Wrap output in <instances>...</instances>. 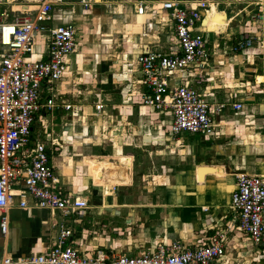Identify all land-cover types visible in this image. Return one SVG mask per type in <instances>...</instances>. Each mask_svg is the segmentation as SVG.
Listing matches in <instances>:
<instances>
[{"label":"crops","instance_id":"obj_1","mask_svg":"<svg viewBox=\"0 0 264 264\" xmlns=\"http://www.w3.org/2000/svg\"><path fill=\"white\" fill-rule=\"evenodd\" d=\"M42 1L0 0V7L12 19ZM93 1L91 8L77 0L54 5L51 25L73 23L78 32L57 88L71 107L41 114L34 128L35 136L59 144L52 161L63 188L89 203L65 222L72 244L133 254L178 240L196 245L233 227L219 264H264L261 248L236 228L231 205L241 175L264 173V30L255 31L262 24L250 17L264 0H213L195 29L211 48L209 68L169 76L170 87L192 85L204 94L211 134L173 133V112L145 103L138 63L147 50L180 51L172 11L162 4L184 8L198 0ZM246 37H255L252 45L237 49ZM46 57L41 34L32 58ZM18 202L9 232L0 228V264L9 254H44L64 220Z\"/></svg>","mask_w":264,"mask_h":264},{"label":"built area","instance_id":"obj_2","mask_svg":"<svg viewBox=\"0 0 264 264\" xmlns=\"http://www.w3.org/2000/svg\"><path fill=\"white\" fill-rule=\"evenodd\" d=\"M77 1L86 8L94 2ZM212 1L198 0L184 8L174 1L164 2L162 8L171 10L176 22L180 51L147 50L138 58L146 88L145 103L173 112L171 129L175 134H211L214 130L211 105L204 94L192 85L172 88L169 84L174 71L209 68L211 48L195 29L202 22V10ZM64 2L43 0L33 12H21L12 19L11 13L0 7V46L5 49L0 60V228L3 235L9 232L10 209L16 198L20 208L45 209L64 218L57 223L55 240L44 254L19 258L9 254L1 264H219L233 227L196 245L178 240L133 254L107 248L84 252L72 244V231L65 222L87 209L89 203L63 188L52 161L59 144L35 136L34 129L41 114L71 107L58 98L57 88L64 79L68 58L77 48L78 32L73 23H50L54 5ZM41 34L47 36V57L35 60V41ZM254 38L246 37L239 48L252 45ZM231 205L238 214L236 228L261 248L264 259V173L241 175Z\"/></svg>","mask_w":264,"mask_h":264},{"label":"rangeland","instance_id":"obj_3","mask_svg":"<svg viewBox=\"0 0 264 264\" xmlns=\"http://www.w3.org/2000/svg\"><path fill=\"white\" fill-rule=\"evenodd\" d=\"M250 17H255L262 25L261 26H258V24L255 25V31H262V29L264 30V8L262 9V11H260L259 8L255 7L254 8V11H252V16ZM264 32V31H263ZM263 41V40H261ZM246 47H249V46H243L242 48H237V49H243V48H246Z\"/></svg>","mask_w":264,"mask_h":264}]
</instances>
